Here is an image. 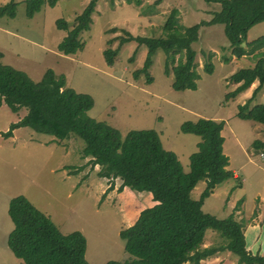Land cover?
Instances as JSON below:
<instances>
[{
  "label": "rangeland",
  "instance_id": "rangeland-1",
  "mask_svg": "<svg viewBox=\"0 0 264 264\" xmlns=\"http://www.w3.org/2000/svg\"><path fill=\"white\" fill-rule=\"evenodd\" d=\"M9 1L0 0V7ZM89 2L56 0L53 6L44 4L29 17L25 3L16 1L14 16L0 15L2 63L26 73L35 82L47 70L63 75L68 88L92 97L89 118L105 122L123 136L134 130L156 131L164 149L177 155L185 172L200 139L183 134L181 124L200 118L223 121V152L233 177L212 191L202 211L221 220L233 215L243 225L246 249L264 257V149L254 145L257 141L264 143V124L236 117L237 106L252 98L258 84L226 99L238 87L229 78L241 69L253 67L254 56L264 53V47L256 50L247 45L264 36V21L247 32L243 44L246 55L240 58L232 55L223 25L202 27L192 45L200 77L197 89L178 92L171 87L172 74H165L167 57L160 50L148 71L150 83L144 74L134 75L144 65V44L125 43L112 66L106 64L103 51L115 49L119 38H127L128 34L162 37L173 9L178 11L180 26L189 28L210 21L220 11V5L206 0H139V4L137 0H103L95 7L90 29L81 34L84 49L73 56L60 54L57 47L65 32L57 30L56 21L64 19L71 27ZM203 54H212V74L203 69ZM177 59L176 56L174 64ZM259 104L264 105V87L251 107ZM25 115V109L14 114L2 104L0 133L7 132L11 123ZM83 149L84 142L79 138L60 141L27 127L14 130L7 139L0 135V264H23L7 246V236L14 228L8 205L20 195L47 215L62 234L81 232L89 264L132 259L124 250L119 232L131 226L140 211L154 205L152 197L128 188L119 191L121 182L99 177L101 169L83 157ZM203 189L201 182L191 197L197 200ZM220 242L216 233L206 232L204 246ZM200 264L238 263L235 256L223 252Z\"/></svg>",
  "mask_w": 264,
  "mask_h": 264
},
{
  "label": "trees",
  "instance_id": "trees-1",
  "mask_svg": "<svg viewBox=\"0 0 264 264\" xmlns=\"http://www.w3.org/2000/svg\"><path fill=\"white\" fill-rule=\"evenodd\" d=\"M16 1L10 0L0 7V15L14 16ZM22 1L29 17L44 4L53 6L56 2ZM101 1L90 0L71 27L64 19L56 21L57 30L65 32L57 47L60 54L73 56L84 49L81 34L90 29L95 7ZM206 1L220 5V11L210 21L183 28L179 24L178 11L173 9L163 26L162 37L149 39L128 34L127 38H119L115 49L103 51L106 64L112 66L121 47L136 41L139 46H146L147 53L143 68L134 74L135 77L144 74L148 83L152 81L148 71L153 56L160 50L167 57L165 74H172V89L178 92L196 90L200 77L192 45L198 40L199 30L207 25H223L232 55L240 58L246 55L243 44L247 32L264 21V0ZM247 45L261 49L264 36ZM203 56L206 57L203 69L206 74H212V54ZM2 57L0 52V106L6 105L14 114L26 110L19 122L11 123L7 132L0 133L3 138L12 137L13 131L22 127L60 141L72 136L79 138L84 142L83 157L90 158L93 166L101 169L99 177L119 180V191L128 188L151 195L154 205L140 211L133 224L119 232L124 250L132 259L106 264H200L223 252L235 256L238 264H264L263 256L252 255L246 249L243 225L233 215L221 220L202 211L212 191L233 177V172L227 169L229 159L223 152V121L200 118L181 124L179 129L183 134L200 139L197 151L189 157V170L185 172L177 155L164 149L156 131L134 130L123 136L105 122L88 117L87 112L94 104L92 97L68 88L63 75L47 70L35 82L26 73L4 65ZM254 59L253 67L241 69L229 78L238 87L227 94L226 99L236 97L256 82L258 86L252 98L237 106L236 117L264 124V105L251 107L252 100L264 87V53L258 52ZM254 145L256 149H264L260 141ZM201 182L204 189L194 200L191 193ZM7 213L14 227L7 236V246L23 264H89L85 258L87 243L83 234L78 231L62 234L52 220L24 196L11 199ZM208 230L217 234L219 244L204 246Z\"/></svg>",
  "mask_w": 264,
  "mask_h": 264
},
{
  "label": "built area",
  "instance_id": "built-area-1",
  "mask_svg": "<svg viewBox=\"0 0 264 264\" xmlns=\"http://www.w3.org/2000/svg\"><path fill=\"white\" fill-rule=\"evenodd\" d=\"M261 156H262V158H264V154H262Z\"/></svg>",
  "mask_w": 264,
  "mask_h": 264
},
{
  "label": "crops",
  "instance_id": "crops-1",
  "mask_svg": "<svg viewBox=\"0 0 264 264\" xmlns=\"http://www.w3.org/2000/svg\"><path fill=\"white\" fill-rule=\"evenodd\" d=\"M225 126V125H224ZM234 175H235V173H234Z\"/></svg>",
  "mask_w": 264,
  "mask_h": 264
}]
</instances>
